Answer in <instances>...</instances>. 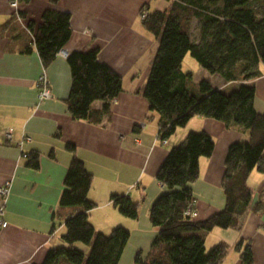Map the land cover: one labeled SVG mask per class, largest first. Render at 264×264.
<instances>
[{"label": "crops", "instance_id": "crops-1", "mask_svg": "<svg viewBox=\"0 0 264 264\" xmlns=\"http://www.w3.org/2000/svg\"><path fill=\"white\" fill-rule=\"evenodd\" d=\"M171 5L172 0H29L15 10L9 0H0V186L9 183L4 206L7 226L0 231V264H67L65 259L73 248L88 252V247L61 238L64 220L72 210L60 206V197L74 158L92 176L87 198L96 205L89 212L95 229L91 221H121L111 203L113 195H127L139 207L142 203L143 215H147L164 191L156 174L170 148L190 131L205 132L213 139L214 149L209 158L199 160V177L191 185L192 218L204 220L223 209L221 180L228 147L249 141L250 133L193 117L162 145L158 116L149 111L141 94L158 48L157 39L142 25L141 10L167 11ZM47 9L70 15L71 35L45 68L51 96L39 101L35 83L43 66L28 24L32 22L35 30ZM19 12L24 14L20 19ZM94 49L98 61L117 73L122 83L110 114L100 124L73 120L65 104L71 84L67 56ZM261 71L260 77L249 82H225L211 74L208 79L223 94L241 85L253 86V107L264 114V66ZM196 84L192 79L191 87ZM92 107L99 109L101 103ZM23 154H37V168L30 167ZM248 184L253 203L260 201L261 206L251 209L240 231L215 228L204 237L205 249L219 243L228 246L221 264H241L240 252L246 245L251 248L253 264H264V173L252 171ZM142 231L146 234L134 243L129 237L121 264L123 256L124 264H134L137 252L143 256L149 252L157 230L145 222Z\"/></svg>", "mask_w": 264, "mask_h": 264}, {"label": "trees", "instance_id": "trees-1", "mask_svg": "<svg viewBox=\"0 0 264 264\" xmlns=\"http://www.w3.org/2000/svg\"><path fill=\"white\" fill-rule=\"evenodd\" d=\"M28 3L29 0H19ZM143 10V9H142ZM141 10L143 27L158 41L148 79L141 91L149 111L158 116V137L166 141L193 117L222 122L227 128L250 133V140L232 143L227 150L221 188L225 198L222 210L204 220L192 218L194 203L191 185L199 177V160L209 158L214 149L211 136L190 131L170 148L156 174L164 191L154 200L148 219L157 230L149 252H137L134 264H221L228 246L219 243L206 250L204 237L215 228L240 231L253 203L248 184L252 171L264 173V114L253 107L255 89L241 85L223 94L207 80L192 86L193 75L182 70L189 54L208 74L225 82H249L262 75L264 66V0H172L167 11ZM19 16L24 14L19 12ZM197 22L193 35L192 23ZM33 43L43 68H48L70 35V15L53 9L43 12L34 30ZM98 50L72 52L66 62L71 84L65 104L71 118L100 124L110 114L111 104L122 90L121 77L97 59ZM100 102L99 109L92 105ZM67 148L72 151L73 146ZM28 165L38 166V155H27ZM92 176L74 158L63 180L60 206L71 209L64 220L62 240L88 247L73 248L67 264H118L130 237L122 227L109 235L96 232L89 222L95 204L87 198ZM112 205L120 215L136 220L139 204L128 196L113 195ZM190 211V212H189ZM240 243L237 244V247ZM241 264H253L251 248L240 252Z\"/></svg>", "mask_w": 264, "mask_h": 264}, {"label": "rangeland", "instance_id": "rangeland-1", "mask_svg": "<svg viewBox=\"0 0 264 264\" xmlns=\"http://www.w3.org/2000/svg\"><path fill=\"white\" fill-rule=\"evenodd\" d=\"M196 30H197V22L193 21V23H192L193 35L196 33ZM182 70L185 72L186 71L192 72L193 73V80L197 81V83L200 82L201 80L209 81L208 72H206L203 68H201L198 65V63L189 54H187L185 56V58L183 59ZM158 130H159V127H158ZM162 145H165V144H162ZM118 196H124V195L121 194ZM193 208H194V206H193ZM143 211H144V208H143V204L141 203V205L138 209V217L136 220H131V219L126 218V217L121 215V216H119V217H121V221H91V222L94 224L96 232H100V233L105 234V235H109L114 228H117V227L125 228L130 232V237H131L130 241H133L131 243H134V242L138 241V237L140 234H142V233L146 234V232L142 231L143 225L145 224V222L149 223V225H150V222L148 219V213H147V215L146 214L143 215ZM127 247L128 248H126V249L128 250L129 246H127ZM82 248L85 249V246L82 245ZM209 249H210V247L206 248V250H209ZM125 262H126V259H125V256H123L122 264H124ZM118 264H121V258H120Z\"/></svg>", "mask_w": 264, "mask_h": 264}, {"label": "built area", "instance_id": "built-area-1", "mask_svg": "<svg viewBox=\"0 0 264 264\" xmlns=\"http://www.w3.org/2000/svg\"><path fill=\"white\" fill-rule=\"evenodd\" d=\"M19 0H9V4L10 6L17 10V7L19 5ZM18 19H20V16L17 17ZM36 86L38 89V93H37V98L39 101H43L46 100L48 98H50L51 94H50V90L48 87V82H47V77H46V72L45 69L43 68L42 73L39 75V77L36 80ZM7 140L10 138L8 135H6ZM29 138H25L23 139V141H28ZM162 144H166V141H160ZM20 144H22V141L20 142ZM26 154H23V157L26 158ZM9 193V183L0 186V231L2 229H4L7 226V223L4 219V206L6 203V199ZM194 206L193 202H191L189 204V210L192 209V207ZM190 212V211H189ZM194 213H191V216H193Z\"/></svg>", "mask_w": 264, "mask_h": 264}]
</instances>
